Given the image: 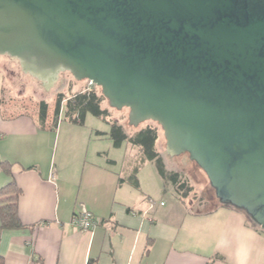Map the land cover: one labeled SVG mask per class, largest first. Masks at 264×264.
Listing matches in <instances>:
<instances>
[{"label": "water", "instance_id": "95a60500", "mask_svg": "<svg viewBox=\"0 0 264 264\" xmlns=\"http://www.w3.org/2000/svg\"><path fill=\"white\" fill-rule=\"evenodd\" d=\"M159 124L223 206L264 229V0H0V56Z\"/></svg>", "mask_w": 264, "mask_h": 264}, {"label": "crops", "instance_id": "0c3cea01", "mask_svg": "<svg viewBox=\"0 0 264 264\" xmlns=\"http://www.w3.org/2000/svg\"><path fill=\"white\" fill-rule=\"evenodd\" d=\"M21 104L0 105V163L13 165L11 175L0 165V189L13 180L22 191L25 226L0 223L4 264H264V233L243 212L223 205L191 212L149 163L153 187L138 169L136 187L132 162L77 148L93 137L75 129L63 133L61 145L59 132L40 128L39 102L32 118ZM83 210L101 222L92 233L71 225Z\"/></svg>", "mask_w": 264, "mask_h": 264}, {"label": "rangeland", "instance_id": "374dc122", "mask_svg": "<svg viewBox=\"0 0 264 264\" xmlns=\"http://www.w3.org/2000/svg\"><path fill=\"white\" fill-rule=\"evenodd\" d=\"M44 85L45 82L27 72L25 73L22 63L18 58L9 55L0 56V105L2 102L8 104L13 100H17L22 103V108H19V110L23 111L24 116L27 118H32L35 116V111L33 110L37 103L39 102L40 105L41 101H46L49 105L48 129L60 133L61 145L64 144L63 133L64 136H66L70 129H75L77 132L84 133L85 136L91 135L93 137L92 141L86 142L82 146L76 145L77 148L80 147L84 151H89L90 154L96 149L104 151L106 152L103 157L104 161L111 158L114 160H123L125 164L129 165V167L132 162L135 170H143L145 175L144 182L150 188L153 187V182L146 177L149 169V166L147 165L148 163L152 164L156 169L155 164L146 161L139 151L140 148L133 146L129 142H125L120 148H116L109 133L112 125L122 126L128 136L134 135L137 131L147 126L156 127L160 133L157 142V150L163 158L166 169L168 171L179 173L182 178L193 187L192 192H190L185 198L187 206L191 212L206 211L217 201L215 190L211 187L206 174L199 166H196L197 164L195 162L191 161L188 154L173 157L168 154L167 149L165 148L166 139L164 137V132L159 124L147 121L137 127V129H134L133 127L127 129L126 123L129 122V110L123 109L119 111L112 108L106 100L102 105L103 109L108 110L110 113L106 121L93 115H88L85 120L84 128H72V126L64 120L63 113L65 112V104H63V115L59 119L57 126H55V108L58 96L63 94L66 98H70L85 89L92 90L95 86L89 88V81H77L69 72H61L48 92ZM137 152L138 155H135ZM156 173L158 179L163 181L157 169ZM170 185L173 189L172 184Z\"/></svg>", "mask_w": 264, "mask_h": 264}, {"label": "trees", "instance_id": "16d2710c", "mask_svg": "<svg viewBox=\"0 0 264 264\" xmlns=\"http://www.w3.org/2000/svg\"><path fill=\"white\" fill-rule=\"evenodd\" d=\"M107 99L102 94L101 88L95 86L92 90L85 89L84 91L73 95L70 98H66L63 94H60L57 98V105L55 108V126H57L59 119L64 114L65 122L73 125L84 126L85 120L88 115H93L97 118L104 119L110 115L108 110L103 109V102ZM65 104V112L62 114V106ZM48 113L49 105L46 101H41L39 105V126L42 130L48 128ZM109 136L114 142L116 148H120L125 142H129L133 146L140 148V152L146 161H150L155 164L156 169L163 179L166 185L172 184L175 192L180 201L184 202L185 198L192 192L193 187L182 178V176L173 171L166 169L163 158L157 150V142L159 140V130L153 126H147L134 135L128 136L124 128L119 125H112ZM3 170L7 174L11 175V168L13 165L7 161L0 163ZM135 175L131 178V182L134 186H138ZM22 195V191L18 188L15 181L4 188L0 189V223L1 229H21L25 226L21 223L18 213V201ZM213 204L214 207L222 206L218 199ZM238 211L243 212L249 222L260 231L264 233V229L256 225L247 214L240 209ZM222 259V258H220ZM0 264H4V260L0 257Z\"/></svg>", "mask_w": 264, "mask_h": 264}, {"label": "built area", "instance_id": "2783aa9c", "mask_svg": "<svg viewBox=\"0 0 264 264\" xmlns=\"http://www.w3.org/2000/svg\"><path fill=\"white\" fill-rule=\"evenodd\" d=\"M91 86H94V84L89 82V88ZM150 203L151 205H154L155 202L150 200ZM71 225L80 231L92 233L101 225V222L92 212L83 210L74 214L71 220Z\"/></svg>", "mask_w": 264, "mask_h": 264}]
</instances>
